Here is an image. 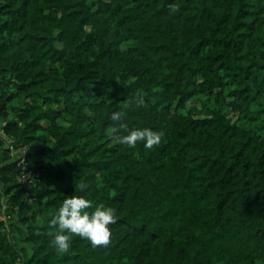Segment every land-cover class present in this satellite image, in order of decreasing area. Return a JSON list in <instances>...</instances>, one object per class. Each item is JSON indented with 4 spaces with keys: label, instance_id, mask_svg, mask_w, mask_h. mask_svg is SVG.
Returning a JSON list of instances; mask_svg holds the SVG:
<instances>
[{
    "label": "trees",
    "instance_id": "1",
    "mask_svg": "<svg viewBox=\"0 0 264 264\" xmlns=\"http://www.w3.org/2000/svg\"><path fill=\"white\" fill-rule=\"evenodd\" d=\"M0 122V264H264V0H0ZM76 188L118 218L61 254Z\"/></svg>",
    "mask_w": 264,
    "mask_h": 264
},
{
    "label": "clouds",
    "instance_id": "2",
    "mask_svg": "<svg viewBox=\"0 0 264 264\" xmlns=\"http://www.w3.org/2000/svg\"><path fill=\"white\" fill-rule=\"evenodd\" d=\"M137 105H145L146 100L139 91L135 97ZM125 113L113 111L111 120L120 122ZM123 129V131H121ZM108 135L119 144L135 147L138 142L143 143L145 149H152L162 142L163 133L151 127H129L127 123H119L108 129ZM83 192L84 185H77ZM76 192L74 195L65 196L62 200L57 214L51 223L57 227L54 230L52 243L61 254L66 253L71 248L72 235H78L96 246L107 245L112 237L111 225L117 220V209L101 202L93 206V202Z\"/></svg>",
    "mask_w": 264,
    "mask_h": 264
},
{
    "label": "built area",
    "instance_id": "3",
    "mask_svg": "<svg viewBox=\"0 0 264 264\" xmlns=\"http://www.w3.org/2000/svg\"><path fill=\"white\" fill-rule=\"evenodd\" d=\"M5 126L6 122H0V137L2 138L6 146L12 149L13 155H23L19 164L20 168L18 180L23 183L26 188L31 189L38 183L40 174L34 172V170L31 169L30 161L26 156L27 149H21L14 145L15 141L7 135Z\"/></svg>",
    "mask_w": 264,
    "mask_h": 264
},
{
    "label": "rangeland",
    "instance_id": "4",
    "mask_svg": "<svg viewBox=\"0 0 264 264\" xmlns=\"http://www.w3.org/2000/svg\"><path fill=\"white\" fill-rule=\"evenodd\" d=\"M23 157V155H21V158Z\"/></svg>",
    "mask_w": 264,
    "mask_h": 264
}]
</instances>
